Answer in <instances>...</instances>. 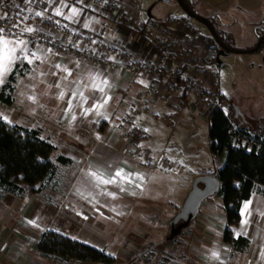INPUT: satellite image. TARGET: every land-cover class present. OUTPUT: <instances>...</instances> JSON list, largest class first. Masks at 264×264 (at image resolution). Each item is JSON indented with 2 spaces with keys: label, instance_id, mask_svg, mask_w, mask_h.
<instances>
[{
  "label": "crops",
  "instance_id": "1",
  "mask_svg": "<svg viewBox=\"0 0 264 264\" xmlns=\"http://www.w3.org/2000/svg\"><path fill=\"white\" fill-rule=\"evenodd\" d=\"M73 6L79 10V15L73 20L66 19L69 14L57 16V6L52 10V15L56 20L62 19V22L76 28L81 15L86 13L89 16L86 21L89 30L121 41L128 48L139 46L138 50L145 58H158L155 47L149 41L148 43L132 37L133 32L117 22L116 14L101 15L98 8H91L90 0H77L76 6ZM62 12L64 13L63 10ZM141 19L144 20L142 16ZM29 25L33 26V22L30 21ZM224 31H232V38H235L237 31H234L232 25ZM140 33L144 31L141 30ZM260 36L261 34L252 38L249 44L254 46ZM27 47L30 54L34 53L40 59L31 57V64L27 60L14 62L12 70L16 64L18 69L22 66L24 69L14 85L13 104L0 106V117H6L4 120L12 125L38 128L41 135L55 146L51 158L56 161V170L44 181L46 184H42L40 190L30 191L29 186L21 183L27 191L25 195L0 191V264H100L92 261L65 262L42 258L38 254L37 242L48 230L103 249L108 254L111 247L120 246L125 249L124 253L133 254L144 244H156L153 241L145 242L149 239L148 232L146 236H141L139 232L144 233L142 230L151 229L154 233L163 229L164 225L154 219L157 215L167 214L170 224L177 214L173 208H181L192 188L183 187L185 174L176 171L175 162L168 157V153L154 148V138L150 137L148 130L141 128L142 120L149 119L150 115L165 108L164 100L159 99L153 108L135 111L132 117L133 126L145 133L141 148L152 153V159L163 165L160 164L155 170L144 171L125 160L118 146L117 132L113 128L121 123L125 111L133 107L132 95L147 86L146 75L133 76L125 68L115 70V54L112 55L111 64L99 67L85 61L67 59L33 44L28 43ZM214 61L210 66L218 73L213 66ZM10 72L4 77L3 83ZM3 83H0V88ZM217 87L234 104V119L237 121L240 118L239 123H248L243 116L242 106L239 107L231 96L222 92L218 83ZM98 105L102 107H97ZM192 107L195 111L198 110L195 104ZM197 115L209 125V117L202 115L199 110ZM73 116L76 117L74 120ZM259 117L264 120V115ZM226 155V151L215 158L211 154L212 162L209 161L208 167L191 175L186 174L185 181L188 182L189 177L192 182L199 175L213 174L216 167L224 165ZM58 156H63L68 161L59 162ZM121 170V176H116ZM91 173H96L103 179H115L116 182L100 183ZM176 178L181 183L176 190L185 192L181 198L182 204L176 203L179 207L169 208L172 204L170 202L163 205V208L154 198L169 192L167 186ZM249 201V208L245 210L244 205ZM245 220L248 221L247 224L244 223ZM226 225L223 198L215 193L204 199L190 226H200L203 230L205 226L211 233L203 239L192 240L191 246L197 250L193 254L187 251V262L264 264V194L254 193L243 202L241 221L233 227L236 235L249 238L251 246L247 251L237 252L232 245L224 242ZM32 237V246L29 242L22 244L24 240ZM197 242L201 246H197ZM122 256L117 253L114 257L122 259Z\"/></svg>",
  "mask_w": 264,
  "mask_h": 264
},
{
  "label": "built area",
  "instance_id": "2",
  "mask_svg": "<svg viewBox=\"0 0 264 264\" xmlns=\"http://www.w3.org/2000/svg\"><path fill=\"white\" fill-rule=\"evenodd\" d=\"M90 2L91 8H98L101 15L116 14L117 22L131 30V36L135 39L149 41L155 47L158 58H145L141 56L139 46L128 48L121 41L83 27L89 18L86 13L81 15L78 26L72 28L66 22L56 24V20L47 19L49 15L46 14L44 17L35 16L36 11H31L21 2L0 0V16L3 17L0 27L5 29L4 35L10 38H17V35L9 33L13 24H19L20 28L37 29L32 33L25 32L19 38L67 59H77L99 67L111 64L112 55L115 54V70L125 68L133 76L146 75L147 86L132 95L133 107L125 111L122 122L113 129L117 132L118 146L125 160L144 171L158 169L160 163L152 159L149 151L141 148L145 133L133 126L134 112L153 108L159 99H163L170 112L160 116L174 124L185 104L184 97L195 93V106L205 117H209L216 107L227 113L226 98L219 94L216 87L217 75L206 65L217 53V44L183 16L142 20L138 0ZM30 21L33 26L29 25ZM141 30L144 33H140ZM13 32L18 34L19 30L13 29Z\"/></svg>",
  "mask_w": 264,
  "mask_h": 264
},
{
  "label": "rangeland",
  "instance_id": "3",
  "mask_svg": "<svg viewBox=\"0 0 264 264\" xmlns=\"http://www.w3.org/2000/svg\"><path fill=\"white\" fill-rule=\"evenodd\" d=\"M138 1L140 14L144 20L183 16L185 14L176 0ZM190 1L192 2L191 5L195 7L198 13L209 16L215 22L218 29L226 34V40L231 47L244 51L242 53H226L225 50L216 43L218 52L213 66L218 73L211 68V60L206 65H208L210 71L212 70L213 73L217 74L216 87L218 83L222 92L231 96V98L239 104V107L242 106L244 110L243 116L248 122L245 125L249 126L252 130H264L263 119L259 117L260 115H264V45L257 51H249L255 46L249 44L251 39L256 38L260 34L262 36L264 35V0ZM70 2L72 3L71 5ZM76 3L77 1L74 0H52V4L56 5L57 8L59 7L61 11L63 10L64 15L70 14L71 8L74 7L73 4L76 6ZM65 5H67V7H65ZM190 20L200 33L209 34V30L203 23L194 18H190ZM231 25L234 27V31L238 32H236L235 38H232V36H234V33H231L232 31H224V29L228 30L231 28ZM23 69L22 66L19 71ZM221 95L224 96L223 94ZM184 99L185 104L178 113L177 121L174 124H170L167 119H163L160 116L162 113L170 112V109L165 103L164 109L155 112V115H150L149 119L141 121V128L148 130L151 135L150 137L154 138V148L166 151L168 157L175 162L176 171L183 175L185 174L182 180L183 187H191L194 179L190 182L191 178L189 177L188 182H186V174L191 175L196 171L207 168L209 161L212 162V156L209 145L208 122L198 118L197 113L199 109L195 106V108L198 109L195 111L192 107L193 104L196 103L197 97L195 93H190L188 96H185ZM226 103L228 112H230L232 119L236 121L234 119L236 113L235 107L233 106L234 104L227 99ZM151 110L153 111V109ZM239 120L241 119L237 118V122H239ZM160 164L162 165V163ZM177 181L176 178L173 183L167 186L169 192L167 191L163 193V195L155 196L154 200L156 203L159 202L160 206L163 208H165L163 205L170 202H172V204L169 205V208L171 206L179 207L176 203H178V205L182 204L181 198L185 192L176 190L181 185V183ZM42 184L45 185L46 182ZM39 185L40 184L37 186ZM173 192H175V194H173ZM26 193L27 191L25 190L23 195ZM176 209L177 208H173V211L178 212L180 208H178V210ZM154 217V219L157 221L159 220V222L164 225V228L158 229L154 233H152L151 229H145L142 230L144 233L139 232V234H141V236H146L148 232L149 239H146L145 242L148 243V241H153L156 244H144V246H141L139 250L133 254L130 252L124 253L125 249L120 246L111 247L110 249L112 250L109 252L110 254L116 256L118 253L123 256L122 259L115 257V261L110 264H158L165 254H170L169 256L174 258L172 264H189L187 262V251L193 254V251L197 250L191 246L192 240L197 238L203 239L206 235L211 233L205 228L207 225L203 227V230L200 226H193L191 228L189 224L187 227L183 228L179 234L170 239L171 225L168 222L167 214H165V216L157 215ZM153 234L156 235L153 236ZM178 239L180 240L179 243ZM32 240H34L33 237L29 240H24L22 244L29 242L32 246ZM197 246H201V244L197 242ZM28 250L33 253L32 249L29 248Z\"/></svg>",
  "mask_w": 264,
  "mask_h": 264
},
{
  "label": "trees",
  "instance_id": "4",
  "mask_svg": "<svg viewBox=\"0 0 264 264\" xmlns=\"http://www.w3.org/2000/svg\"><path fill=\"white\" fill-rule=\"evenodd\" d=\"M15 1L25 4L31 11L42 12L51 16L52 20H56L52 15L54 14L52 10L56 7L52 4V0L51 2L50 0H32L31 3H25V0ZM184 1L189 8L197 12L190 0ZM183 17L192 18L186 13ZM206 17L211 20L221 39L231 46L226 40V34L218 29L209 16ZM59 22H62V19ZM206 35L212 37L210 32ZM263 45L264 41L260 48ZM215 59L216 54L211 62ZM19 70L18 64H16L7 80L2 84L0 106L13 104L14 85L22 73V70ZM226 99L228 100L227 97ZM263 137L264 130H252L249 126L234 121L230 112L226 113L220 107H216L209 115L211 154L215 158L224 151L227 152L224 165L220 168L216 167L212 174L217 176L221 182V188L217 194L223 198L225 205L227 225L224 229L223 239L237 252L247 251L251 246L249 238L236 235L233 229L241 221L242 204L254 193L264 194ZM54 149L55 146L41 135L38 128L12 125L0 118V191L6 190L23 194L25 188L20 185L21 183L29 186L30 191L40 190L42 183L49 179L56 170V161L51 158ZM57 161L67 162L68 160L63 156H58ZM38 184L40 187L37 188ZM37 249L42 258L59 259L65 262L76 260L110 264L115 261V257L103 249L54 230H48L42 234L37 242ZM169 255L165 254L158 264H172L174 258Z\"/></svg>",
  "mask_w": 264,
  "mask_h": 264
},
{
  "label": "water",
  "instance_id": "5",
  "mask_svg": "<svg viewBox=\"0 0 264 264\" xmlns=\"http://www.w3.org/2000/svg\"><path fill=\"white\" fill-rule=\"evenodd\" d=\"M176 1L187 15L200 21L207 27L210 34L216 41V43L219 46H221L226 53L244 52L242 50H238L227 45L221 39L213 23L208 17L193 11L191 8L187 6L184 0H176ZM263 41H264V35L258 39L255 46L249 51H257L260 48V45L262 44ZM220 188H221V182L217 176L212 174H203L197 176L194 179L192 188L188 192L180 210L177 212V214L172 218L170 222L171 231L169 238L170 239L173 238L175 235L179 234L183 228L187 227L190 224V222L197 216L203 200L215 193H218Z\"/></svg>",
  "mask_w": 264,
  "mask_h": 264
},
{
  "label": "snow or ice",
  "instance_id": "6",
  "mask_svg": "<svg viewBox=\"0 0 264 264\" xmlns=\"http://www.w3.org/2000/svg\"><path fill=\"white\" fill-rule=\"evenodd\" d=\"M31 2L32 0H25V3H31ZM105 2H107V0H105ZM65 7H67V5H65ZM55 13L56 15H59V16L64 15V13L61 11L59 7L55 9ZM34 15L38 17H44V13L42 12H35ZM77 15H79V10L75 7H72L70 10V14L66 17V19L73 20L74 17H76ZM27 18L28 17H24L23 19H27ZM0 19H3V17L0 16ZM47 19L52 20V17L49 16L47 17ZM55 23L59 24L60 22L55 21ZM64 27H66V25H64ZM83 27L88 28L89 24L84 23ZM13 29H18L19 33L18 34L14 33ZM34 31H37V29H34L32 27L20 28L19 24H13L11 28L9 29L10 34L17 35V38L13 40V39L6 37L4 35L5 29L0 27V83H3L4 77L12 70V65L14 64L16 60H21V61L27 60L28 63L31 64L33 62L31 57H34L35 59H40V57H36L34 53L32 54L29 53V49L27 47L29 42L19 38V35H22L25 32L32 33ZM18 52L19 54H17ZM57 67H59V65H57ZM65 71L67 70L65 69ZM69 75H71V73H69ZM141 83H143V81H141ZM100 90L103 91L102 88ZM63 96H64V93L62 92L61 98H63ZM69 107H71V105H69ZM97 107H102V105H98ZM89 110H86V111H89ZM0 118L7 119L6 117H0ZM75 118H76L75 116L72 117L73 120ZM121 174H122V170L118 171L116 173V176H121ZM91 175L95 177L100 183H103V184H109V183L116 182L115 179H103L102 177L97 176L96 173H91ZM109 195H113V194L109 193ZM250 203H251L250 201L245 203L244 205L245 210L249 208ZM244 223L247 224L248 221L245 220ZM213 255L215 256L216 253H213Z\"/></svg>",
  "mask_w": 264,
  "mask_h": 264
}]
</instances>
